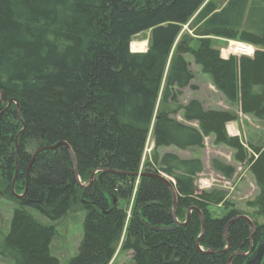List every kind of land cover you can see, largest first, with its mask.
Here are the masks:
<instances>
[{
  "label": "trees",
  "instance_id": "obj_1",
  "mask_svg": "<svg viewBox=\"0 0 264 264\" xmlns=\"http://www.w3.org/2000/svg\"><path fill=\"white\" fill-rule=\"evenodd\" d=\"M206 1L0 0V196L5 184L12 194L14 179L15 191L27 189L4 235L14 264H60L51 250L54 222L75 205L85 212L83 236L68 264H109L121 240L132 264H229L232 255L231 264H246L256 254L264 222L253 220V234L226 191H200V159L167 153L142 169L150 133L157 146L184 149L203 147L211 135L248 165L259 187L249 206L264 216V148L228 135L233 113L205 109L194 99L176 107L198 127L166 107L155 115L175 47L164 106L178 102L179 89L193 80L185 58L191 55L242 113L264 120V0H228L221 10L211 1L201 9ZM199 9L203 29L176 43ZM146 30L152 31L148 50L132 52V38ZM211 36L256 50L225 59ZM59 142L70 150L59 145L34 156ZM212 164L227 178L236 172L219 159ZM160 171L174 179L176 216L170 188L155 175ZM220 204L229 211L215 218L210 208Z\"/></svg>",
  "mask_w": 264,
  "mask_h": 264
},
{
  "label": "rangeland",
  "instance_id": "obj_2",
  "mask_svg": "<svg viewBox=\"0 0 264 264\" xmlns=\"http://www.w3.org/2000/svg\"><path fill=\"white\" fill-rule=\"evenodd\" d=\"M211 1L216 4L217 10H221L228 2V0H207L201 9ZM201 9H199L194 17L184 25L176 43L185 33L195 36L196 31L203 29L204 20L197 22V16ZM151 33V30H146L135 35L130 43L131 51H147L150 45ZM210 39L213 47L218 49L221 57L225 59H228L231 56L238 58L245 55L251 56L256 50V47L252 44L231 40L226 37L211 36ZM234 43L249 47L250 52L247 53L245 51L244 53V51L239 52L238 50L232 49V47H235ZM174 49L172 50L165 70L155 115L162 107H166L170 110L172 117L186 124L198 127L196 122L186 121L183 117V111L176 107L178 104L186 105L191 100L196 99L203 104L205 109L226 110L236 116V119L233 122L227 124V132L229 136H239L246 147H249V144H253L264 148V120H260L251 114L242 113L239 104L231 102L225 97V95L216 87L212 77L203 72L201 66L195 63V60L191 55H185V58L190 62V69L194 75L193 80L189 86L179 89L180 94L178 95V102L172 103L173 100H171V103L164 106L162 95L166 84V78L170 70L171 61L173 59ZM167 153L176 154L183 159H200L203 164V171L195 177V183L200 191L212 190L214 188L222 189L227 192V201L230 202L232 205L231 207L242 214L249 216L252 220H258L261 223L264 222V216H260L255 207L249 206V202L253 201L258 196L259 187L257 186L248 165L236 161V151L234 149L224 144H216L214 142V137L211 135L205 137L203 147H190L184 149L175 145L157 146L152 133H150L144 149L142 169L147 167V163H159ZM213 159H219L226 164L234 166L236 168L234 176L227 178L220 172L216 171L212 164ZM161 167V165H158L157 169L160 168L159 170H161ZM160 172L174 182L172 177L163 173V171ZM2 190L3 194L0 196V264H14L11 251L5 246L4 235L9 230L13 210L19 206V199L13 192V195L11 194L6 187V184L2 185ZM15 192L22 194L17 191ZM130 211L131 208L129 207L128 217L131 213ZM210 211L213 217L218 218L224 217L229 209L226 205L220 204L212 206ZM40 217L43 218V220L48 221L46 218L42 216ZM84 217L85 212L75 205L65 217L54 222L57 227V232L53 239L51 250L52 254L60 259V264H68L69 259L77 253L79 242L83 236ZM132 256V251L123 249V240H121L117 244L116 252L109 264H132Z\"/></svg>",
  "mask_w": 264,
  "mask_h": 264
},
{
  "label": "water",
  "instance_id": "obj_3",
  "mask_svg": "<svg viewBox=\"0 0 264 264\" xmlns=\"http://www.w3.org/2000/svg\"><path fill=\"white\" fill-rule=\"evenodd\" d=\"M2 102H3V95L1 94L0 105L2 104ZM12 102H13V100L9 101L8 106H10V105L12 104ZM59 145H65V146L68 147V149L70 150V146H69L66 142H59V143L56 144V145H53V146H46V147L41 148L39 151H37V152L35 153L34 156H36L40 151L47 150V149H53V148H55V147H57V146H59ZM17 148H18V146H17ZM17 171H18V170H17ZM76 173H77V170H76ZM94 174H95V173H94ZM94 174L92 175L91 181H92V179H93V177H94ZM142 174H143V173L139 172V173H136V176H141ZM155 175H156L157 177H159L161 180H163V181L166 183V185L170 188V190H171V192H172V195H173V199H174V216H176V209H177V195H176V191H175V188H174V185H173L174 182L171 181L170 179H168V178L166 177V175H164V174H162V173H155ZM14 184H15V179H14V181H13L12 192L15 194V196H16L19 200L23 199V198L25 197V195H26V191H27V189L25 190L24 193H22V194H18V193L15 192ZM194 209H196V207H194V206H192V207H190V208L188 209V219H187V221L190 220V218H191V212H192ZM240 217H242V218H244V219H246V220L248 221V223L250 224V226H251L252 229H253V234H254L255 231H256V225L254 224L253 220H252L249 216L244 215V214H243V215H240ZM187 221H186L185 223H187ZM185 223H184V224H185ZM202 224H203V225H202V234H204V233H205V230H206V222H205V218H204L203 215H202ZM202 234H201V235H202ZM226 237H227V240H228V242H229V246H230V238L228 237L227 233H226ZM200 240H201V236L199 237V239H198V241H197L198 245L200 244ZM229 246H228L226 249H228ZM236 254H240V253H236ZM247 254H249V253H247ZM247 254L245 253V255H247ZM263 258H264V243L260 245V247H259L258 250L256 251V254H255V255H254V256H253V257H252V258H251L246 264H261V262L263 261ZM232 259H233V255H232V256L230 257V259H229V264H231Z\"/></svg>",
  "mask_w": 264,
  "mask_h": 264
},
{
  "label": "bare ground",
  "instance_id": "obj_4",
  "mask_svg": "<svg viewBox=\"0 0 264 264\" xmlns=\"http://www.w3.org/2000/svg\"><path fill=\"white\" fill-rule=\"evenodd\" d=\"M133 44V43H132ZM134 45V44H133ZM233 46V45H232ZM234 46L235 47H232V49H234V50H238L239 52L240 51H244V53H245V51L247 52V53H249L250 52V48L249 47H244V46H241L240 44H237V43H234ZM243 47V48H242ZM241 49H244V50H241ZM231 50V49H230Z\"/></svg>",
  "mask_w": 264,
  "mask_h": 264
}]
</instances>
